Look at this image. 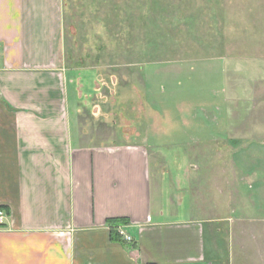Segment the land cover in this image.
Masks as SVG:
<instances>
[{
	"label": "crops",
	"instance_id": "crops-1",
	"mask_svg": "<svg viewBox=\"0 0 264 264\" xmlns=\"http://www.w3.org/2000/svg\"><path fill=\"white\" fill-rule=\"evenodd\" d=\"M64 21L63 0H0V264H225L247 212L215 214L204 177L169 190L146 144L87 132Z\"/></svg>",
	"mask_w": 264,
	"mask_h": 264
},
{
	"label": "rangeland",
	"instance_id": "rangeland-1",
	"mask_svg": "<svg viewBox=\"0 0 264 264\" xmlns=\"http://www.w3.org/2000/svg\"><path fill=\"white\" fill-rule=\"evenodd\" d=\"M63 6L66 64L87 132L146 144L169 190L179 174L178 187L204 177L199 205L209 207L208 195L215 214L240 207L251 219L234 223L225 264H264V0Z\"/></svg>",
	"mask_w": 264,
	"mask_h": 264
},
{
	"label": "built area",
	"instance_id": "built-area-1",
	"mask_svg": "<svg viewBox=\"0 0 264 264\" xmlns=\"http://www.w3.org/2000/svg\"><path fill=\"white\" fill-rule=\"evenodd\" d=\"M5 216V212L0 210V219H3ZM117 234L127 243L133 242V237L127 232L126 227L124 225H119L116 227Z\"/></svg>",
	"mask_w": 264,
	"mask_h": 264
},
{
	"label": "trees",
	"instance_id": "trees-1",
	"mask_svg": "<svg viewBox=\"0 0 264 264\" xmlns=\"http://www.w3.org/2000/svg\"><path fill=\"white\" fill-rule=\"evenodd\" d=\"M126 222H127V221H126L125 219H115V220H111V221H110V224H111L112 226H118V225H121V224L126 223ZM112 234L114 235L115 232L112 231Z\"/></svg>",
	"mask_w": 264,
	"mask_h": 264
}]
</instances>
